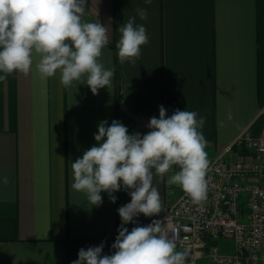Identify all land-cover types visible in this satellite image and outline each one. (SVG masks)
<instances>
[{
	"label": "crops",
	"instance_id": "0c3cea01",
	"mask_svg": "<svg viewBox=\"0 0 264 264\" xmlns=\"http://www.w3.org/2000/svg\"><path fill=\"white\" fill-rule=\"evenodd\" d=\"M144 7L148 19L137 16L136 23L146 27L149 43L135 64H121L118 28ZM84 20L108 28L99 62L113 70L109 88L96 95L79 81L65 88L59 71L42 78L36 56L28 75L0 81V264H71L81 248L101 242L102 254H112L121 225L117 209L130 196L118 191L111 203L102 192L95 206L71 188V163L97 144L101 121L118 120L129 135H143L161 105L168 116L195 111L197 119L206 118L201 131L209 161L238 135L264 139V0H152L148 6L145 0H88ZM178 170L154 177L162 211L141 214L140 225L160 220L181 193L167 184ZM213 245L235 252L231 239ZM195 264H213L208 247Z\"/></svg>",
	"mask_w": 264,
	"mask_h": 264
},
{
	"label": "clouds",
	"instance_id": "9594fccd",
	"mask_svg": "<svg viewBox=\"0 0 264 264\" xmlns=\"http://www.w3.org/2000/svg\"><path fill=\"white\" fill-rule=\"evenodd\" d=\"M88 0H0V81L13 73L28 75L34 56L39 57L36 69L42 78L54 77L59 71L60 83L70 87L74 81L86 84L93 95L109 88L113 70L106 69L99 58L109 44L108 28L101 23L87 22L84 16ZM152 0H145L151 5ZM118 28L116 44L121 64H135L141 46L149 43L147 29L136 23L148 19L147 7L136 8ZM195 111L179 109L168 116L163 105L159 117L149 119V131L129 135L118 120L98 124L97 142L71 163V188L86 194L91 205L100 206L102 192L111 203L114 193L126 191L130 202L117 209L121 225L111 248L102 254L99 246L81 248L71 264H186L189 252L177 250V233L169 231L160 220L142 226L137 217L158 215L162 211L159 190L154 177L167 179L178 186L194 204L206 198L209 160L207 140L201 129L206 118L197 119ZM228 119L232 115L228 113ZM62 158V157H61ZM3 182L8 183L4 177ZM134 224L131 231L125 225Z\"/></svg>",
	"mask_w": 264,
	"mask_h": 264
},
{
	"label": "built area",
	"instance_id": "2783aa9c",
	"mask_svg": "<svg viewBox=\"0 0 264 264\" xmlns=\"http://www.w3.org/2000/svg\"><path fill=\"white\" fill-rule=\"evenodd\" d=\"M206 198L194 204L181 191L160 221L195 264L207 247L213 264L264 263V139L238 135L209 161ZM231 239L235 252L213 245Z\"/></svg>",
	"mask_w": 264,
	"mask_h": 264
}]
</instances>
